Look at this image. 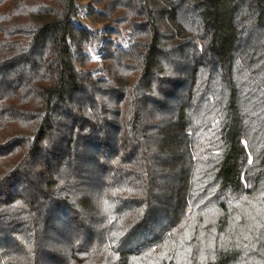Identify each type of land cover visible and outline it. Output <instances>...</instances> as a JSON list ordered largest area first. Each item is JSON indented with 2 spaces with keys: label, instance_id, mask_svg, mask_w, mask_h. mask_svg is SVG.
Instances as JSON below:
<instances>
[{
  "label": "trees",
  "instance_id": "1",
  "mask_svg": "<svg viewBox=\"0 0 264 264\" xmlns=\"http://www.w3.org/2000/svg\"><path fill=\"white\" fill-rule=\"evenodd\" d=\"M0 264H264V0H0Z\"/></svg>",
  "mask_w": 264,
  "mask_h": 264
},
{
  "label": "rangeland",
  "instance_id": "2",
  "mask_svg": "<svg viewBox=\"0 0 264 264\" xmlns=\"http://www.w3.org/2000/svg\"><path fill=\"white\" fill-rule=\"evenodd\" d=\"M92 3H79V10H78V18L75 20V24L79 28L87 29L89 31H93L92 29H97L101 31V43L99 45V50L103 49V42L106 40L105 31L108 27V24L104 25H93V23L87 17V13L89 11V7ZM95 64L98 66L101 65L100 56L98 54L94 55ZM100 75V74H98Z\"/></svg>",
  "mask_w": 264,
  "mask_h": 264
}]
</instances>
